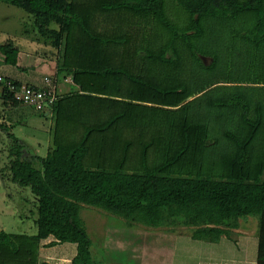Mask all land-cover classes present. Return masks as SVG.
Here are the masks:
<instances>
[{
  "label": "trees",
  "instance_id": "16d2710c",
  "mask_svg": "<svg viewBox=\"0 0 264 264\" xmlns=\"http://www.w3.org/2000/svg\"><path fill=\"white\" fill-rule=\"evenodd\" d=\"M0 2L28 14L22 32L59 49L57 77L80 87L52 107L46 156L0 122V176L30 187L37 225L0 231V264H39L50 236L76 244L71 264H97L85 205L207 242L257 216L264 242V0ZM0 51L17 66L12 40Z\"/></svg>",
  "mask_w": 264,
  "mask_h": 264
},
{
  "label": "rangeland",
  "instance_id": "374dc122",
  "mask_svg": "<svg viewBox=\"0 0 264 264\" xmlns=\"http://www.w3.org/2000/svg\"><path fill=\"white\" fill-rule=\"evenodd\" d=\"M0 10L3 13L17 10L21 18H26L25 23L30 24L28 14L20 8L0 2ZM0 122L9 125L10 132L25 140L30 151L41 155L47 150L46 146H49L53 129L55 130V119L44 112H32L30 116H25L3 110ZM10 145L8 131L0 127V166H5L8 162ZM34 201L30 187H21L8 179L3 180L0 176V229L9 233L35 234L37 225L36 214H33L36 211ZM80 216L92 240L91 252L97 264H197L193 253L188 252L189 245L182 239H175L173 232L187 228H171L169 231L165 228L130 227L126 220L104 209L88 205L81 209ZM255 217L257 216H252ZM233 232L232 229V236ZM253 239L256 240L254 237ZM189 240L192 239L189 237ZM72 245L76 247L74 243ZM260 250L264 252V242L261 241L258 244V253ZM52 256L55 260L53 262L52 259L53 264H67V260L56 259V252Z\"/></svg>",
  "mask_w": 264,
  "mask_h": 264
},
{
  "label": "crops",
  "instance_id": "0c3cea01",
  "mask_svg": "<svg viewBox=\"0 0 264 264\" xmlns=\"http://www.w3.org/2000/svg\"><path fill=\"white\" fill-rule=\"evenodd\" d=\"M25 20V17L21 18L18 15L17 10L11 11V13L7 11L3 13V10H0V44L12 40L19 48L17 66L7 64L5 62L6 56L0 51V76L38 86L43 85L45 76H51L57 83L60 98L79 89V85L75 83L72 76L57 77V59L55 55L48 53L57 52L59 49L37 40L35 41L30 35L22 32ZM3 110L25 116H30L32 112L41 113L31 107L9 106L0 100V112L2 113ZM44 114L54 119L53 108L45 111ZM50 145L51 137L45 153L43 155L38 154L46 156ZM2 230L4 229H0V231ZM233 231L232 237L224 236L218 242L193 239L188 229L173 232H175V239H182L189 245L188 252L193 253L197 264H260L262 260H260V251L258 253V244L260 242L259 218L250 216L240 219L238 227L234 228ZM189 237L192 240H189ZM53 241L55 239L52 236L42 240L41 246L44 247L40 248L39 264L42 262L53 264L55 260L52 255L55 252L57 253L56 259L67 260V264H71L72 259L76 255L77 246L75 247L72 243L51 245Z\"/></svg>",
  "mask_w": 264,
  "mask_h": 264
},
{
  "label": "built area",
  "instance_id": "2783aa9c",
  "mask_svg": "<svg viewBox=\"0 0 264 264\" xmlns=\"http://www.w3.org/2000/svg\"><path fill=\"white\" fill-rule=\"evenodd\" d=\"M59 98L56 81L51 76H45L40 86L0 76V100L9 106H26L45 112L52 109Z\"/></svg>",
  "mask_w": 264,
  "mask_h": 264
}]
</instances>
